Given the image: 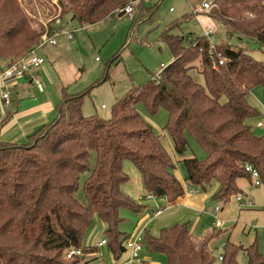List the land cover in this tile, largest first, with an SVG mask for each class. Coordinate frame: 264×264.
Returning <instances> with one entry per match:
<instances>
[{"label": "trees", "instance_id": "16d2710c", "mask_svg": "<svg viewBox=\"0 0 264 264\" xmlns=\"http://www.w3.org/2000/svg\"><path fill=\"white\" fill-rule=\"evenodd\" d=\"M128 2L60 0L64 14L82 24L101 22ZM144 2L137 5L134 19H151L155 14ZM215 2L218 7L210 14L223 24L227 36L226 43L215 44L224 58L218 69L213 67L217 58L210 54L204 36L198 46L186 45L184 37L171 33V27L161 38L174 60L160 79L127 91L114 104L111 118L85 116L82 108L89 91L68 94L63 88L54 120L24 142L0 139V264H88L85 258L96 248L85 247L84 241L96 215L105 225L107 245L119 259L130 237L120 230L124 221L120 211H139L143 206L123 191L129 180L123 166L127 159L138 168L148 192L167 197L169 202L186 194L185 185L175 175L177 163L164 135L144 118L140 104L152 115L161 109L169 113L164 129L176 154L186 151L188 135L206 150L203 160L184 159L190 187L207 191L216 182L219 188L213 198L226 202L243 194L238 180H250L247 163L260 172L264 186V135H256L250 123L259 118L258 125L264 116L249 100L254 87L264 90V62L246 47L232 44L233 38H251L264 49V0ZM52 31V26L35 28L22 1L0 0V73ZM198 65L205 84L190 73ZM85 171L90 175L84 182L87 200L83 203L76 193ZM214 234L197 239L186 223L164 227L157 235L146 229L144 248L164 254L166 264H214L210 247ZM70 248H81L83 255L68 259ZM240 250L246 253V264H264L257 240L248 248L227 243L222 264H238ZM140 264L152 263L143 260Z\"/></svg>", "mask_w": 264, "mask_h": 264}, {"label": "rangeland", "instance_id": "374dc122", "mask_svg": "<svg viewBox=\"0 0 264 264\" xmlns=\"http://www.w3.org/2000/svg\"><path fill=\"white\" fill-rule=\"evenodd\" d=\"M20 1L27 8L28 14L32 16L35 28L47 29L48 26L55 27V29L64 28L65 31L72 32L74 36L73 39H69L61 31H57L56 38L59 43L56 46L59 49L57 55H54L49 44L37 49V54L46 58V70L44 71L40 67L33 70V72L46 88L45 98L51 102L52 99L57 100L59 98L60 102L63 95L62 86H65L68 94L89 91L84 97L83 114L109 119L112 117V109L117 100L124 96L133 85H143L151 79H156L154 75L161 71V64H167L173 58L169 47L161 38L162 34L172 27L170 29L171 33L182 37L187 34L198 36L202 32V26L209 25L207 18L212 16L203 12L197 13L198 7H202L205 1L211 3L214 0H149L145 1L144 4L146 7L154 8L155 14L151 19L145 17L137 20L127 15H110L96 24H79L78 21L72 19L71 15L64 14L60 0ZM210 20L215 24L213 25V28L216 29V32H214L215 43H226L225 27L222 24L219 26L218 22L212 18ZM213 28L210 29L214 31ZM237 38L232 40L234 46L240 44ZM242 41L251 55L264 62V49L258 42L251 38H244ZM185 44L189 45L187 41ZM190 73L197 82L205 84L204 75L199 65L192 68ZM20 80L25 81V77ZM13 93V98H16L14 106H18L20 110L31 106L35 100L33 88L31 92H24L18 87ZM37 99L39 101L41 97L39 96ZM249 100L261 114L264 113V90L261 86L254 87ZM103 105L105 106L103 107ZM138 108L154 130L164 135L165 144L171 150L177 164H179V168L177 165V173L180 175L181 172L182 175L180 176H184L186 179L187 172L184 159L197 157L203 160L207 155L206 150L196 139L188 135L186 151L183 154H176L173 140L167 130L164 129L169 121V113L165 109H161L156 115H152L144 104H140ZM5 115L7 114L5 113ZM258 120L259 118L251 120L250 123L252 122L253 132L258 136H262L264 135V129L257 125ZM1 122L3 121L0 120V129H7L6 123L1 125ZM95 162V153L92 152L91 168L95 166ZM123 166L124 171L129 176L128 182L122 187L123 191L132 199L138 200L147 206L143 213L129 208L121 209L120 213L124 221L120 224V230L133 236L152 217L153 219L147 224V230L152 234H158V226L162 225L160 221L164 219L166 214L162 215L166 210L159 217H154L153 210L156 209L157 205H161L160 200L162 199L157 197L156 201L153 202L148 201L144 197L145 194L140 195L145 191L141 184V175L138 168L129 159L124 161ZM89 175L90 171L81 174L79 188L76 193L77 198L83 203L87 200L84 193V182ZM239 180L238 183L243 193L247 194L249 201L255 202L254 206L241 205L236 196L231 197L226 202L210 196L207 199L205 211L187 214L189 216L183 221L175 220L172 222L173 225L188 223L187 226L190 232L195 236H201L205 231V234L215 233L210 241L211 250L216 258L214 264H222L219 256L221 254L224 256L227 243L248 248L257 240L259 249L264 254V186L253 188L247 178ZM216 184V182L212 183L207 191H211ZM140 190L141 193H139ZM199 191L206 194V191L197 189V192ZM161 202H165V205L162 204L164 207L167 206L166 201L162 200ZM243 202L246 203L245 200ZM216 205L221 206V211L218 213L219 219L223 221L221 226L214 225L217 220L214 216ZM174 209L179 214H181V211H186L185 208L175 207ZM146 216L147 218H145ZM197 216L200 217V220H198L200 225L197 233H194L192 227ZM201 225L204 229L201 228ZM103 238H107L105 225L96 215L93 226L86 234L84 246H89L87 241L96 244ZM99 249L101 255H96L95 258L86 257L88 264L93 262L95 264L101 262H105V264H128L130 259L129 250H126L121 258L116 259L108 245ZM143 254L148 255L149 258L144 259ZM141 258L152 264H166L167 261L164 254L154 253L146 248L141 252ZM246 260L245 251L240 250L237 254L238 264H246Z\"/></svg>", "mask_w": 264, "mask_h": 264}, {"label": "crops", "instance_id": "0c3cea01", "mask_svg": "<svg viewBox=\"0 0 264 264\" xmlns=\"http://www.w3.org/2000/svg\"><path fill=\"white\" fill-rule=\"evenodd\" d=\"M146 1H149V0H146ZM198 8L199 9H198L197 13L201 12V7H198ZM194 12H195V10H194ZM203 13H205V12H203ZM207 14H209V13H207ZM120 15H123V14H120ZM209 15H211V14H209ZM129 17L133 18V16H129ZM210 18H212L214 21L218 22L219 26H221L222 23L217 18L212 17V16H210ZM210 18H207V21H208L209 25L208 26L207 25L202 26L203 29H202L201 34H199L198 36H194L193 35V37L200 38V37H202L204 35V32H205V30L207 28H209V27L213 28L214 27L213 25H215V24H213V22L210 20ZM62 30H65V29L64 28L55 29V27H53V31L52 32L53 33L57 32V31L60 32ZM214 32H216V29H214ZM187 36H189V34L185 35V37H187ZM73 38H74V36H73ZM237 40L240 43V44H237V45H242L243 47H245L244 42L242 41V39L238 38ZM58 44H59L58 41H57L56 44H49V46L52 47V52L54 53V55H57V53H59V49L56 48V46ZM40 56H42V55H40ZM173 60H174V57L171 58L169 60V62L167 64H165V65L168 66ZM45 63H46V58H45V62L40 66L42 68V70H44V71L46 70ZM3 66H5V65H3ZM39 68H37V69H39ZM34 73L35 72H33V70L28 71L25 74V76H24L25 77V81L20 80V79H22L24 77L18 78L16 80H9L8 81L9 84H12V86L10 88V90H11V102L9 104L4 103V101L2 99V95H1V90H0V120L3 121V122H1V125H3L2 123H6L5 125L7 127V129H5V130H1L0 129V139L2 141L11 142V143L24 142V141H26V139H27V137L29 135L33 134L36 130H38L44 124H47V123L51 122L52 120H54L57 117V115H58L57 105L59 104V98L57 100H55V98L52 99V102L47 100L45 98V96H46V88L44 87V85L40 81V79L37 76H35L36 74H34ZM156 75H154V76H156ZM37 82H41L42 83L43 89H40L38 87ZM133 86H135V85H133ZM18 87H20V89H22L24 92H27V91L31 92L32 88H33V92L35 93V97H34L35 100H34L33 104H31V106H27L26 109L20 110L18 106H16V107L14 106V101H15L16 98L15 99L13 98V96H14L13 92L15 90H17ZM63 88H65V86L61 87V91L63 90ZM17 94H19V93H17ZM39 96L41 97V100L38 101L37 98ZM54 101H55V103H54ZM8 106H10L9 109H7ZM104 106L105 105H103V107ZM5 113L7 115H5ZM262 116H264V113L262 114ZM0 128H1V126H0ZM177 165H178V168H179V164H177ZM178 168L175 170V175L185 185L186 194L183 197L178 198L174 202H169L168 199H166L165 197L161 198L162 200L166 201L167 206L164 207L165 202H161L162 200H160L161 206H163L164 210H166V211H164L165 213L164 214L162 213L163 215L162 214L161 215L162 216H164L165 214L166 215H165L164 219L162 221H160L162 223V225L158 226L159 232L164 227L172 226L173 225L172 222L175 221V220L183 221V219H186V217L189 216L187 214L198 213L199 211L200 212L205 211V207L207 205L206 204L207 199L210 196L213 198V196L215 195V193L217 192V190L219 188V184L217 183L215 185V187L212 188L211 191H206V194H208V195H206L204 193H201L200 191L199 192H197V191L194 192L192 190H189V189H187L188 187L186 186V180H185L184 176H180V175H182L181 172H180V175L177 173ZM244 178H246V177H244ZM247 179L250 182L249 178H247ZM239 181L240 180H238V182ZM141 184H142V186L144 188L143 190L145 191V193H142L140 195H144L145 194L144 197L146 198L147 194H148V190L144 187V185L142 183V180H141ZM250 184H251V182H250ZM238 185H239V183H238ZM239 187L241 188L240 185H239ZM139 193H141V190L139 191ZM242 195H243V200H245V202H246L245 204L247 205V203L249 202V197L245 193H243ZM136 201L138 203H141L138 200H136ZM162 204H164V205H162ZM146 206H147L146 204H143V206L139 210V212L143 213V211L146 208ZM175 207L185 208L186 211H181V214H179V212L174 209ZM157 217H159V216H157ZM173 217H176V218H173ZM145 218H147V216ZM151 219H153V218L152 217L149 218L147 220V222L143 226H141V228L145 227L147 229V224L150 222ZM198 220H200L199 216L196 217L195 222L193 223L194 226L192 227V231H194V233H197L198 226L200 225V223H198ZM187 225H188V223H187ZM201 228L204 229V227L202 225H201ZM205 233H206V231L201 236H195V235H193V233H192V235L195 238H197V239H201V238L204 237V235H206ZM155 235H157V234H155ZM87 245H89L88 247H90V245H93L91 247L96 248V250L94 252H92V253L87 255L90 258H95L96 255H101V254H99V250H100L99 248H102V247L106 246V245H104V246L98 247L96 244H91L89 241H87ZM143 257H144V259L146 257L149 258L148 255H144V254H143ZM89 264H95V262L89 263ZM99 264H105V262H101Z\"/></svg>", "mask_w": 264, "mask_h": 264}, {"label": "built area", "instance_id": "2783aa9c", "mask_svg": "<svg viewBox=\"0 0 264 264\" xmlns=\"http://www.w3.org/2000/svg\"><path fill=\"white\" fill-rule=\"evenodd\" d=\"M141 1H146V0H129V2L125 5L124 8L122 9H117L114 12V15H127V16H134L135 12L137 11V5ZM218 7L217 3L215 0L213 2H204L203 6L201 7V12L205 13H211L213 9ZM247 15L252 16L250 12H247ZM79 24H81L78 21ZM62 34L67 35L69 39L73 38V33L70 31H61ZM57 32L52 33L50 36L44 35L41 42L39 45L33 49L30 53L19 59L17 62H15L13 65L7 67L3 72L0 73V90L2 92V99L6 104H9L11 102V91H10V86L11 84L8 83L9 80H16L20 77L25 76V74L28 71L34 70L39 68L44 62L45 58L37 54V49L41 46H44L46 44H56L57 43V38H56ZM205 40L210 45V54L212 57H216L217 59L214 60L213 62V67L215 69H218L219 66L224 64V58L222 57V54L220 52H217L215 49V40H214V31L210 28H207L204 32ZM185 40L189 45L192 46H198L201 39L193 37L191 35L185 37ZM202 50V47L200 48ZM161 71L155 76L156 79L161 78V72L167 67L165 64H161ZM37 85L40 89H43V85L41 82H37ZM258 126L264 129V117L262 120L258 123ZM245 171L250 175V182L253 187L261 186L263 185L262 179L260 176V172L250 163L245 164ZM186 186L188 187L187 189L192 190L194 192L197 191L194 187H190L187 183ZM157 196L152 191H149L147 194L146 199L156 201ZM168 199L167 197H165ZM236 199L240 201L241 205H245L243 202V195H238L236 196ZM249 206H254L255 202L254 201H249L247 203ZM164 209L163 207L156 206V209L153 210V214L155 217L160 216L163 213ZM221 211V206L216 205L214 208V216L217 218L215 221L216 226H221L223 221L219 219L218 213ZM146 228L143 227L141 228L137 233H135L133 236H130L128 240L126 241V248L130 252V259L128 261V264H140L143 260L141 258V252L143 251L145 245H144V232ZM107 238L101 239L99 242L96 243L98 247L107 245ZM83 255V251L81 248H70L66 252V257L68 259L73 258L75 256H81ZM219 259H223V254L219 256Z\"/></svg>", "mask_w": 264, "mask_h": 264}]
</instances>
